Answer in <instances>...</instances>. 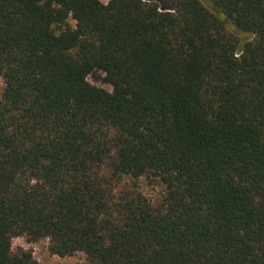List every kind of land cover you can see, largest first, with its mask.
I'll return each instance as SVG.
<instances>
[{
	"label": "trees",
	"instance_id": "trees-1",
	"mask_svg": "<svg viewBox=\"0 0 264 264\" xmlns=\"http://www.w3.org/2000/svg\"><path fill=\"white\" fill-rule=\"evenodd\" d=\"M0 77V264H264V0H0Z\"/></svg>",
	"mask_w": 264,
	"mask_h": 264
},
{
	"label": "rangeland",
	"instance_id": "rangeland-1",
	"mask_svg": "<svg viewBox=\"0 0 264 264\" xmlns=\"http://www.w3.org/2000/svg\"><path fill=\"white\" fill-rule=\"evenodd\" d=\"M107 2L108 0H102ZM75 24L74 21L71 22ZM89 80L99 86L105 87L111 90L112 87L102 81H96L93 77H89ZM5 88V82L2 77H0V98L2 97ZM129 183L128 186H135L142 194L151 201H157L162 199L164 194V186L159 181L144 177L136 182L125 180L124 183ZM134 184V185H133ZM49 239L43 238L38 241H31L26 236H18L13 238L12 250L14 253H18L21 250L31 251L36 260L43 264H87V256L83 252L76 253L72 256L61 257L53 254L49 249Z\"/></svg>",
	"mask_w": 264,
	"mask_h": 264
}]
</instances>
